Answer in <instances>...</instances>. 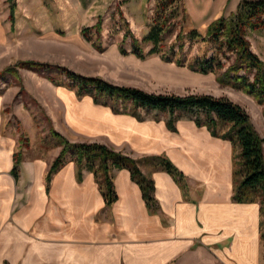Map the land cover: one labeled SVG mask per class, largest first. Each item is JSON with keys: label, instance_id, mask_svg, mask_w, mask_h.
<instances>
[{"label": "crops", "instance_id": "crops-1", "mask_svg": "<svg viewBox=\"0 0 264 264\" xmlns=\"http://www.w3.org/2000/svg\"><path fill=\"white\" fill-rule=\"evenodd\" d=\"M18 1L22 15L32 11L26 4L38 3L34 9L53 20L55 13L70 12L68 6L78 14L76 3L82 0H8L14 14ZM10 12V6L8 14L0 6V20L8 18L12 30ZM71 95L104 118L100 125L91 119L77 127L66 109L68 129L139 160L154 181L155 206H147L125 168L113 172L117 199L110 205L93 173L72 159L47 183L54 156L22 154L15 164L18 141L0 132V264L264 263L260 205L233 200L230 140L213 136L188 113L174 120L169 113L144 117L99 104L90 95ZM155 155L168 158L183 178L145 161Z\"/></svg>", "mask_w": 264, "mask_h": 264}, {"label": "rangeland", "instance_id": "rangeland-1", "mask_svg": "<svg viewBox=\"0 0 264 264\" xmlns=\"http://www.w3.org/2000/svg\"><path fill=\"white\" fill-rule=\"evenodd\" d=\"M240 2L181 0L168 6L165 11L168 20L162 31L160 51L143 59L132 54L131 35L124 38V34L129 30L139 40L143 53H149L153 43L145 41L144 37L153 25L157 0H82L76 3L81 7L78 14L68 6L71 13L65 10L55 13L53 20L34 9L38 3L26 4L32 11L22 15L21 4L16 2L12 30L8 27V18L0 20L3 27L0 30V71L8 66L16 71V74L6 72L0 75L1 134L13 135L18 141L15 150L21 152V157L22 154L44 159L54 156V160L61 145L53 130L71 142L85 140L82 134L68 129L66 109L68 120L77 127L92 124L91 119H97L95 124L100 125L99 120L104 118V114L86 102L74 100L73 93L78 99L90 94H78L77 84L55 67L58 65L81 75L98 76L110 83L137 87L147 92L177 95L209 93L228 97L247 111L255 129L264 137V103L257 102L252 95L240 89L221 85L212 72H196L175 61L180 58L188 63L195 56L208 57L215 53L213 43L203 41V37H207L208 25L220 16L229 18L237 11ZM11 3L0 1L4 14H8ZM98 16L101 17L99 30L92 28L86 37L81 30L96 24ZM193 29L200 36L190 39L188 35ZM247 38L251 49L264 60V29L248 30ZM120 48L126 50L125 55ZM163 53L170 55L172 60L163 59ZM24 60L40 61L49 68H26L21 64ZM222 60L227 66L233 56ZM99 104L128 113L135 111L130 100L103 97ZM135 108L144 117L167 113L157 110L154 115L150 109ZM148 161L151 162L150 158ZM255 203L259 204L258 201ZM260 216L262 222L263 216ZM262 255L264 258V237Z\"/></svg>", "mask_w": 264, "mask_h": 264}, {"label": "trees", "instance_id": "trees-1", "mask_svg": "<svg viewBox=\"0 0 264 264\" xmlns=\"http://www.w3.org/2000/svg\"><path fill=\"white\" fill-rule=\"evenodd\" d=\"M179 2L181 0H157L158 6L153 25L144 37L145 41L153 43L149 53L160 51L162 31L168 20L165 11L168 6ZM10 10V20L14 24L13 3L10 5ZM100 25L101 20L98 19L93 26L83 28L82 33L87 37L92 28L98 31ZM260 29H264V0H241L237 11L229 18L220 16L208 25L207 37L204 36L203 41L213 43L215 53L208 57L195 56L188 63L180 58L175 61L196 72L204 74L212 72L221 85L240 89L252 95L257 102L264 103V60L251 49L247 38L248 30ZM128 35H131L132 51L143 58L144 53L139 40L129 30L124 34V38ZM188 36L194 39L199 37L200 33L193 29ZM121 51L126 53L123 48ZM231 56H233L232 62L225 66L222 59H229ZM161 57L172 60V57L166 53L161 54ZM21 64L26 68H49L46 63L36 60H24ZM55 67L77 84L78 94L88 93L95 102H100L103 97L130 100L135 109L133 114H136L135 107H142L167 112L172 120L181 113H188L197 125L206 126L213 136L230 140L233 148V200L259 202L263 216L260 226L261 237H264V137L257 132L250 115L240 104L228 97L209 93L177 95L147 92L137 87L110 83L98 76L81 75L62 66ZM6 72L16 74L15 69L8 66L0 71V75ZM50 80L55 82L54 78ZM53 135L59 139L61 150L47 171V183L68 159H72L79 169L85 166L93 173L105 203L110 205L117 199L113 172L115 169L125 168L139 185L147 206L149 208L155 206L154 181L142 172L139 160L104 143L71 142L55 130ZM148 158L153 165L161 164L170 174L183 178V174L168 158L161 155L148 156L145 158L146 162H149ZM14 160L15 164L21 161V152L14 153Z\"/></svg>", "mask_w": 264, "mask_h": 264}]
</instances>
